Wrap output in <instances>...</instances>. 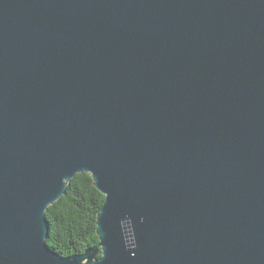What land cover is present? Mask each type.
<instances>
[{
    "label": "water",
    "instance_id": "95a60500",
    "mask_svg": "<svg viewBox=\"0 0 264 264\" xmlns=\"http://www.w3.org/2000/svg\"><path fill=\"white\" fill-rule=\"evenodd\" d=\"M0 264H264V0H0Z\"/></svg>",
    "mask_w": 264,
    "mask_h": 264
},
{
    "label": "trees",
    "instance_id": "16d2710c",
    "mask_svg": "<svg viewBox=\"0 0 264 264\" xmlns=\"http://www.w3.org/2000/svg\"><path fill=\"white\" fill-rule=\"evenodd\" d=\"M104 195L88 173H77L66 185V192L45 210L49 230L47 245L68 256L82 253L98 242L96 215ZM101 255L99 251L97 257Z\"/></svg>",
    "mask_w": 264,
    "mask_h": 264
}]
</instances>
